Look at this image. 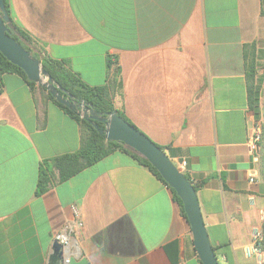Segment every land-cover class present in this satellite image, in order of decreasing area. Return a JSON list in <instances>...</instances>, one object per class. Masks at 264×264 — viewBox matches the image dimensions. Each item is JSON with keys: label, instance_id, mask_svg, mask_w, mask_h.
I'll use <instances>...</instances> for the list:
<instances>
[{"label": "crops", "instance_id": "1", "mask_svg": "<svg viewBox=\"0 0 264 264\" xmlns=\"http://www.w3.org/2000/svg\"><path fill=\"white\" fill-rule=\"evenodd\" d=\"M6 1L33 52L106 87L115 110L185 163L218 263L259 264L244 252L264 212L244 54L264 51L260 0ZM1 82L0 264H48L72 206L83 228L69 264H201L172 191L124 152L63 182L54 171L36 196L40 166L78 151L83 130L41 86Z\"/></svg>", "mask_w": 264, "mask_h": 264}, {"label": "trees", "instance_id": "2", "mask_svg": "<svg viewBox=\"0 0 264 264\" xmlns=\"http://www.w3.org/2000/svg\"><path fill=\"white\" fill-rule=\"evenodd\" d=\"M4 4L6 12L9 16L8 4L6 0H4ZM260 8L261 15L264 16V0H260ZM12 37L25 50L30 52L34 59L41 61L43 69L48 73L53 81L56 82L59 87L64 89L68 96H70V98L65 96L69 98L70 102L76 104L78 107L84 103L86 106L90 107L93 111L100 113L102 116L110 115L115 110L106 87L90 86L83 82L77 74L72 72L65 61L43 57L38 53L33 52L30 48L31 41L29 37L22 31L17 30L16 34H12ZM260 56L264 57V51L260 52ZM244 59L249 109L252 111L255 121H260L261 110L264 106V76H258V60L260 58H258V60L256 59L255 49L253 46L247 47L244 54ZM8 73L19 75L31 88L36 85L35 83L28 81L24 72L19 67L10 63L0 53V87L2 85V76ZM47 98L79 124L83 130V137L80 149L78 151L55 157L49 161H46L40 166L38 182L35 191L36 196L46 192L49 185L52 183L54 171L57 172L58 181L63 182L115 151L124 152L130 155L136 163L148 168L160 181H162L167 186V184L160 177L159 173L145 159L127 150L122 143L107 142L104 135H100L99 132L94 129V127L89 122L85 121L81 117V114L78 111L79 109L75 111L68 109L64 105L59 104L54 99V97L48 93ZM117 114L126 120L122 113L117 111ZM97 125L98 128H103L101 123H97ZM261 125V140L257 145L255 154L258 161L260 176L264 181V121L261 123ZM159 148L165 150L162 147ZM185 177L189 180L186 175ZM172 194L174 199L179 204L182 214L185 216L180 199L176 196L174 191H172ZM261 230L264 238V219ZM261 264H264V261Z\"/></svg>", "mask_w": 264, "mask_h": 264}, {"label": "water", "instance_id": "3", "mask_svg": "<svg viewBox=\"0 0 264 264\" xmlns=\"http://www.w3.org/2000/svg\"><path fill=\"white\" fill-rule=\"evenodd\" d=\"M12 34H16L15 29L10 23L4 0H0V53L10 63L19 67L28 81L41 86L59 104L73 111L79 109L81 117L89 122L100 135H104L107 142L122 143L127 150L145 159L180 199L191 228L194 248L201 264H219L204 226L195 187L171 161L166 152L120 117L116 110L110 115L102 116L84 103L78 107L70 102V96L43 69L41 61L34 59L30 52L12 37ZM97 123H101L103 128H98ZM61 262V246L54 242L51 246L48 264H61Z\"/></svg>", "mask_w": 264, "mask_h": 264}, {"label": "built area", "instance_id": "4", "mask_svg": "<svg viewBox=\"0 0 264 264\" xmlns=\"http://www.w3.org/2000/svg\"><path fill=\"white\" fill-rule=\"evenodd\" d=\"M261 140V126L259 121H254L248 136V148L252 153L256 152L258 143ZM184 162L177 168L182 172ZM253 179H251V182ZM73 219L66 222L62 228L54 235L53 243L57 242L61 246L62 262L61 264H69L73 258L79 255V247L77 235L83 228V221L80 212L75 206H72ZM264 219V212H262ZM264 238L261 228H253L251 232L250 244L245 247L244 252L247 258L254 257L261 264L264 261Z\"/></svg>", "mask_w": 264, "mask_h": 264}, {"label": "rangeland", "instance_id": "5", "mask_svg": "<svg viewBox=\"0 0 264 264\" xmlns=\"http://www.w3.org/2000/svg\"><path fill=\"white\" fill-rule=\"evenodd\" d=\"M258 76H261L263 75L264 76V57H260V59L258 60ZM264 87V86H263ZM263 104H264V94H263ZM264 121V106L262 107V110H261V118H260V126L261 123ZM262 131V130H261Z\"/></svg>", "mask_w": 264, "mask_h": 264}]
</instances>
